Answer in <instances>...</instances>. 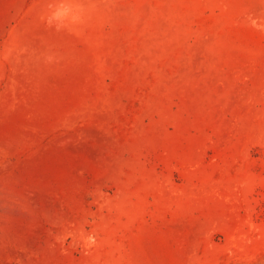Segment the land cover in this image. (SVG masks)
<instances>
[{
  "label": "rangeland",
  "instance_id": "1",
  "mask_svg": "<svg viewBox=\"0 0 264 264\" xmlns=\"http://www.w3.org/2000/svg\"><path fill=\"white\" fill-rule=\"evenodd\" d=\"M0 264H264V0H0Z\"/></svg>",
  "mask_w": 264,
  "mask_h": 264
},
{
  "label": "clouds",
  "instance_id": "2",
  "mask_svg": "<svg viewBox=\"0 0 264 264\" xmlns=\"http://www.w3.org/2000/svg\"><path fill=\"white\" fill-rule=\"evenodd\" d=\"M82 15L77 12L73 13L72 9L64 6L63 2L56 6L48 18L49 26H55L56 30H62L69 23L77 24L82 21Z\"/></svg>",
  "mask_w": 264,
  "mask_h": 264
}]
</instances>
